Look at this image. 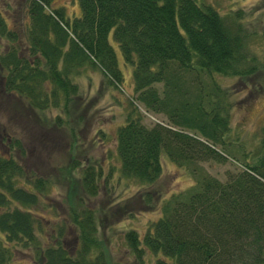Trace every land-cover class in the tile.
I'll return each mask as SVG.
<instances>
[{
	"label": "trees",
	"instance_id": "obj_1",
	"mask_svg": "<svg viewBox=\"0 0 264 264\" xmlns=\"http://www.w3.org/2000/svg\"><path fill=\"white\" fill-rule=\"evenodd\" d=\"M21 1V29L8 26L0 11L5 39L0 93L11 100V109L32 112L37 146L43 147V128L50 124L77 150L73 141L90 116L85 114L89 102L79 94L78 69L86 63L96 67L106 85L120 86L123 80L107 40L111 29L122 60L131 65L129 105L113 134L118 174L137 181L134 197L158 212L141 234L124 228L126 251L111 257L98 235L102 219L96 209L80 204L82 195L72 183L77 179L83 194L91 196L100 177L112 182L91 156L74 177L71 167L78 161L69 155L59 165L58 179L67 181V220L56 221L41 243L31 207L50 182L30 175L21 134L12 128V137L2 125L0 264L20 247L32 249L28 264H264V138L253 150L230 135L227 90L215 78L264 69L248 50L239 23L196 0H76L79 13L70 17L51 0ZM257 84L264 97V75ZM137 102L165 119L144 123ZM46 109L56 110L51 119L43 116ZM95 131L103 135L101 128ZM161 154L191 178L164 195L153 186ZM205 160L228 161L232 167L219 178L202 166ZM68 231H73L69 244Z\"/></svg>",
	"mask_w": 264,
	"mask_h": 264
},
{
	"label": "rangeland",
	"instance_id": "obj_2",
	"mask_svg": "<svg viewBox=\"0 0 264 264\" xmlns=\"http://www.w3.org/2000/svg\"><path fill=\"white\" fill-rule=\"evenodd\" d=\"M196 1L209 4L227 19L236 20L240 25V30L245 32V44L248 50L255 53L259 62L264 64V0ZM50 3L63 6V11L69 17L79 13L76 0H51ZM0 11L5 14L8 26L21 29L22 20H25L21 0H0ZM107 40L114 51L123 80L120 86L119 84L116 86L106 85L96 67L86 63L78 69L76 75L80 85L79 94L83 102L84 100L89 102L85 114H90V116L88 123H86L87 128L83 132L78 130L79 136L77 135L73 141L77 150L73 148L72 143L67 142L69 138L66 137L65 132L64 136L62 130L58 129L57 132L55 128H51L50 124H45L47 126L43 128V147L37 146L32 140V136L37 133L34 126H38L30 118L32 112L22 109L23 113H19L15 108L11 109V100L9 98L7 100L1 92L0 154L4 153L3 150L5 149V132L1 126L4 125L7 131L16 128L21 134L20 141L25 148V165L32 172L30 175H42L48 178L50 182L47 185L48 188L39 194V201L31 207L34 217L39 219L40 226L35 228V232L41 243L50 236V233H53L51 226L56 221L62 217L67 220L65 212L69 203L66 197L68 193L67 181L59 184L60 180L58 179L61 177L59 165L67 162L69 155H73L78 162L74 167H71V174L77 177L82 164L89 162L90 157L88 156L95 158L101 165V174L105 172V178H108L112 184H107L103 177H100L97 191L91 196L83 194L79 189L77 179L72 184L75 191L78 188L77 191L82 195L80 204L96 209L94 213L97 211L96 216L103 221V225L98 229V235L103 238L109 255L113 258H119L126 251L122 234L124 228L132 227L137 230L138 234H141L149 219L153 218L158 211L154 208L151 209V206H143L134 197L133 194L138 189L139 184L137 181L118 174L119 162L114 155L113 134L115 126L123 121V113L129 105L127 102L128 94L131 93V65L122 60L118 45L112 37L111 29L108 30ZM4 43L5 39L0 38V48ZM262 75H264V69L246 77L215 75L219 84L227 90L230 102V135H236L247 148L253 150L264 138V97L257 84V80H260ZM12 101L17 102L14 99ZM19 105L21 106L18 103L17 108ZM136 106L141 113V120L146 124L165 119L161 112L145 110L138 102ZM55 111V109L51 110V112ZM51 112L46 109L43 111V116L51 119ZM97 128L103 130V135L95 131ZM9 132L12 137L16 135V133ZM83 148L85 150H82ZM160 161L162 164L161 172L153 182V186L162 195L183 187L191 181L186 169L176 166L169 161L166 155L161 154ZM201 164L208 172L219 178L224 176L225 168L232 167L228 161L205 160ZM72 197L73 203L77 205L78 203L75 202L77 194ZM72 233L73 231L65 232L67 235L64 239L67 244L73 237ZM31 255L32 249L20 247L13 250L12 255L4 264L31 263Z\"/></svg>",
	"mask_w": 264,
	"mask_h": 264
},
{
	"label": "flooded vegetation",
	"instance_id": "obj_3",
	"mask_svg": "<svg viewBox=\"0 0 264 264\" xmlns=\"http://www.w3.org/2000/svg\"><path fill=\"white\" fill-rule=\"evenodd\" d=\"M7 139V138H6ZM4 148H5V146H4Z\"/></svg>",
	"mask_w": 264,
	"mask_h": 264
}]
</instances>
